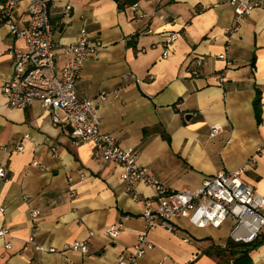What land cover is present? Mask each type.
I'll return each mask as SVG.
<instances>
[{
    "label": "crops",
    "instance_id": "crops-1",
    "mask_svg": "<svg viewBox=\"0 0 264 264\" xmlns=\"http://www.w3.org/2000/svg\"><path fill=\"white\" fill-rule=\"evenodd\" d=\"M249 1L254 8L231 33L228 0H47L55 48L74 43L82 31L102 43L97 58L83 63L77 97L92 99L101 131L138 153L137 163L172 189L197 187L256 155L243 178L264 196V148L257 151L264 143V0ZM27 5L21 1L10 23H0V165L7 167L0 229L8 231L0 238V264H114L145 230L143 203L125 192L121 167L103 161L92 143L76 142L66 125H54L39 103L12 108L2 95L11 50L24 47L13 29L26 25ZM61 65L57 51L55 66ZM213 125L221 131L211 137ZM18 143L21 151L14 150ZM137 191L154 195L143 184ZM187 223L175 218L173 231L149 230L154 247L139 264H219L208 252L227 238L217 243L200 234L208 228ZM116 225L117 237L104 235ZM75 242H85L87 251L73 250ZM249 257L264 264V241Z\"/></svg>",
    "mask_w": 264,
    "mask_h": 264
},
{
    "label": "built area",
    "instance_id": "built-area-1",
    "mask_svg": "<svg viewBox=\"0 0 264 264\" xmlns=\"http://www.w3.org/2000/svg\"><path fill=\"white\" fill-rule=\"evenodd\" d=\"M23 0H2L0 3V23H10V18L17 5ZM27 1L28 21L15 34L24 40L23 48H13L12 74L2 87V95L6 104L12 108L24 109L33 103H39L50 114L54 125H66L70 135L76 142H90L94 150L105 162L116 163L121 167L120 177L124 190L134 201L143 203L141 218L145 230L138 234L131 252L121 255L114 264H139L142 256L154 247L147 232L155 227L173 231V219H185L196 228L228 229V239L236 244L254 242L264 230V196L244 180V174L254 167L256 155L251 156L241 167L219 172L205 178L197 187L172 189L158 179L150 170L137 163L138 153L121 148L115 137L100 129V118L92 99H80L75 92V84L80 76L83 63L88 58H97L102 43L82 31L77 41L55 48L52 25L48 17L47 0ZM233 8L234 26L229 32L238 30V24L253 8L249 0H228ZM70 5L65 6L67 13ZM176 34L166 39L164 56L168 47L175 40ZM62 54V65L55 66V54ZM224 58V55H220ZM200 62V60H199ZM198 75V70L192 71ZM106 94L100 93L98 98L105 99ZM221 131V127L213 125L210 136ZM24 135V138H27ZM264 148V143L258 145L257 151ZM21 143L14 150L21 151ZM7 167L0 165V180L5 178ZM143 184L152 188V198L141 197L137 186ZM74 189L70 187V194ZM4 211L0 205V213ZM38 211L31 213L36 217ZM120 225L111 226L104 235L111 238L120 233ZM94 233H90L92 236ZM8 235L5 228L0 229V238ZM28 241L37 249L33 237ZM187 241V239H185ZM73 250L86 252L85 242H75ZM53 251V249H49Z\"/></svg>",
    "mask_w": 264,
    "mask_h": 264
},
{
    "label": "trees",
    "instance_id": "trees-1",
    "mask_svg": "<svg viewBox=\"0 0 264 264\" xmlns=\"http://www.w3.org/2000/svg\"><path fill=\"white\" fill-rule=\"evenodd\" d=\"M259 92L253 102V108L256 116H259L260 111V98ZM264 241V230L259 234L257 239L250 244H236L230 241L227 237L225 245L214 246L210 255H214L217 258L219 264H251L249 252L256 248Z\"/></svg>",
    "mask_w": 264,
    "mask_h": 264
},
{
    "label": "rangeland",
    "instance_id": "rangeland-1",
    "mask_svg": "<svg viewBox=\"0 0 264 264\" xmlns=\"http://www.w3.org/2000/svg\"><path fill=\"white\" fill-rule=\"evenodd\" d=\"M188 227H189V224H188ZM205 233L211 234L214 241H216L217 243H223L225 241V239L227 238L228 229L226 227H222L220 229L208 228V229H205L202 232H200V234H205Z\"/></svg>",
    "mask_w": 264,
    "mask_h": 264
}]
</instances>
